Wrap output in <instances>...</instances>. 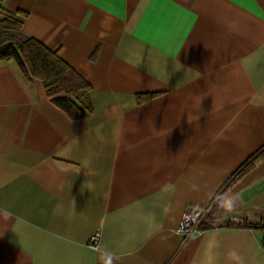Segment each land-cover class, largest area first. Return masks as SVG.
<instances>
[{
  "label": "crops",
  "instance_id": "1",
  "mask_svg": "<svg viewBox=\"0 0 264 264\" xmlns=\"http://www.w3.org/2000/svg\"><path fill=\"white\" fill-rule=\"evenodd\" d=\"M5 6L92 111L71 119L0 60V264H264V153L237 171L264 146V0ZM207 205L184 240L183 213Z\"/></svg>",
  "mask_w": 264,
  "mask_h": 264
},
{
  "label": "trees",
  "instance_id": "2",
  "mask_svg": "<svg viewBox=\"0 0 264 264\" xmlns=\"http://www.w3.org/2000/svg\"><path fill=\"white\" fill-rule=\"evenodd\" d=\"M0 0V60L15 58L24 70L39 79L52 102L62 109L71 119H79L92 111L88 82L56 51L49 49L34 37L21 30L23 13L5 6ZM149 95H137L142 102ZM264 153V146L253 153L237 171L250 168ZM257 227V224L248 225Z\"/></svg>",
  "mask_w": 264,
  "mask_h": 264
},
{
  "label": "built area",
  "instance_id": "3",
  "mask_svg": "<svg viewBox=\"0 0 264 264\" xmlns=\"http://www.w3.org/2000/svg\"><path fill=\"white\" fill-rule=\"evenodd\" d=\"M210 208L211 205L193 206L183 213L177 231L184 240L190 238L199 230L205 220L206 215L210 211ZM257 224H260L263 227L261 245L264 247V223L262 224L260 221H257ZM98 236L99 234L95 233V235L91 238V244L95 245L97 243Z\"/></svg>",
  "mask_w": 264,
  "mask_h": 264
},
{
  "label": "clouds",
  "instance_id": "4",
  "mask_svg": "<svg viewBox=\"0 0 264 264\" xmlns=\"http://www.w3.org/2000/svg\"><path fill=\"white\" fill-rule=\"evenodd\" d=\"M189 123V122H188ZM106 264H112V260L109 259L108 261H106Z\"/></svg>",
  "mask_w": 264,
  "mask_h": 264
}]
</instances>
